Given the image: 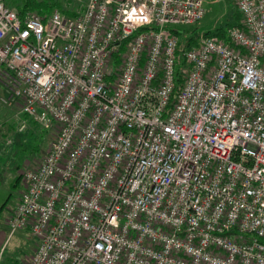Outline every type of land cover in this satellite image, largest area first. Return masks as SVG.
I'll list each match as a JSON object with an SVG mask.
<instances>
[{
	"label": "built area",
	"instance_id": "1",
	"mask_svg": "<svg viewBox=\"0 0 264 264\" xmlns=\"http://www.w3.org/2000/svg\"><path fill=\"white\" fill-rule=\"evenodd\" d=\"M78 1L0 0V81L55 132L8 218L26 264H264V0L190 47L205 0Z\"/></svg>",
	"mask_w": 264,
	"mask_h": 264
},
{
	"label": "rangeland",
	"instance_id": "2",
	"mask_svg": "<svg viewBox=\"0 0 264 264\" xmlns=\"http://www.w3.org/2000/svg\"><path fill=\"white\" fill-rule=\"evenodd\" d=\"M10 1H13L17 6L18 4L23 6L27 3L25 7L46 14L53 7L68 13L77 12L80 8L78 0ZM205 6L207 13L200 22L175 26L178 30H184L180 36L183 46L186 44V37H198L205 32H216L220 28L230 30L231 26L229 25H235L239 21L234 0H205ZM1 96H4L6 102L1 100ZM6 96L4 93L0 95V121L12 126L11 143L13 149L7 159V169L12 172L13 177L19 175L21 177V170L39 163L49 144L54 140L55 132L42 127L26 115L22 111V100L14 97L8 99ZM13 177L11 176L6 182L0 184L1 203L3 204L9 197L0 216V264H26L28 257L36 247V239L27 229L19 230L10 235L8 218L17 205L23 188L21 180L18 184H12Z\"/></svg>",
	"mask_w": 264,
	"mask_h": 264
},
{
	"label": "crops",
	"instance_id": "3",
	"mask_svg": "<svg viewBox=\"0 0 264 264\" xmlns=\"http://www.w3.org/2000/svg\"><path fill=\"white\" fill-rule=\"evenodd\" d=\"M7 2H8L7 4L9 6H12L14 8H17L20 11V13H22V10L23 9H24V12H26L27 10H31L30 8H27V7L25 9V7H24L25 4L24 5L22 4L23 6H21V5L18 4V6H17V5H15L13 3V1L7 0ZM37 12H39L41 15H48L50 13L49 12V13L46 14V13H42L40 11H37ZM74 13H76V12H74ZM2 93L6 94L7 95L6 97L8 99L11 98L10 92L7 90V88L4 86V84L0 81V95H2ZM1 100L3 102H6V99L4 98V96H1ZM11 135H12V126L9 125V124H7L6 122L0 121V184L3 183V182H6V180L10 179L11 176L13 177L12 172L10 170L8 171V169H7V159H8V157H10V154H11L12 149H13L12 143L9 144L8 141H7L8 138H11ZM10 172H11V174H10ZM17 177L18 176H14L13 177V182H12L13 185L17 184V180H16ZM8 198L5 200V202L3 204H5L6 202H8L7 201V200H9ZM3 204L1 203V200H0V216H1L2 210L5 207L4 206L2 208V205Z\"/></svg>",
	"mask_w": 264,
	"mask_h": 264
},
{
	"label": "trees",
	"instance_id": "4",
	"mask_svg": "<svg viewBox=\"0 0 264 264\" xmlns=\"http://www.w3.org/2000/svg\"><path fill=\"white\" fill-rule=\"evenodd\" d=\"M26 4L27 3H25V5H24V7L26 6ZM25 9H26V7H25ZM53 9H54V7H53ZM32 10V9H31ZM52 10V9H51ZM24 12V9L22 10V13ZM50 12V11H49ZM71 15H75L76 13H74V12H72V13H70ZM237 17H238V19H239V21L237 22V24H235V25H229V26H231V27H233V26H240V20H241V15H240V13L238 12V10H237ZM184 30H178V29H176L175 30V32H176V34L177 35H179V36H182V32H183ZM204 36H207V35H210V36H217L218 38H220V39H222V40H224V41H226V42H228V43H230V39H229V36H228V30H227V28H220V29H218L216 32H213V33H211V32H205L204 34H203ZM187 36V35H186ZM197 38H199V36L198 37H195V36H190V37H186V40H185V47H190V46H192L193 44H195L196 42H197ZM180 46H182V42L180 41ZM183 64H184V62L182 61L179 65H178V67H177V79H176V90H175V92H174V95H173V99H172V103H173V100L175 99V96H176V94L178 93V91L181 89V86L183 85V74H182V68H183ZM171 103V104H172ZM171 104H170V106H171ZM16 180H17V184L20 182V180H21V177H20V175L16 178ZM8 201V200H7ZM7 203V202H6ZM6 203L5 204H3L2 205V208L6 205Z\"/></svg>",
	"mask_w": 264,
	"mask_h": 264
}]
</instances>
